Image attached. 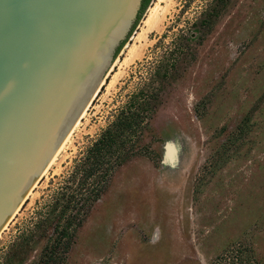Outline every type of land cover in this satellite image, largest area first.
I'll list each match as a JSON object with an SVG mask.
<instances>
[{
	"label": "rangeland",
	"instance_id": "1",
	"mask_svg": "<svg viewBox=\"0 0 264 264\" xmlns=\"http://www.w3.org/2000/svg\"><path fill=\"white\" fill-rule=\"evenodd\" d=\"M158 2L1 238L0 264H264V0H172L149 31ZM149 96L92 205L108 163L71 175Z\"/></svg>",
	"mask_w": 264,
	"mask_h": 264
},
{
	"label": "water",
	"instance_id": "2",
	"mask_svg": "<svg viewBox=\"0 0 264 264\" xmlns=\"http://www.w3.org/2000/svg\"><path fill=\"white\" fill-rule=\"evenodd\" d=\"M141 5L0 0V240L100 91Z\"/></svg>",
	"mask_w": 264,
	"mask_h": 264
},
{
	"label": "trees",
	"instance_id": "3",
	"mask_svg": "<svg viewBox=\"0 0 264 264\" xmlns=\"http://www.w3.org/2000/svg\"><path fill=\"white\" fill-rule=\"evenodd\" d=\"M150 3L151 0H142L137 21L134 24L130 35L135 31ZM128 39L129 36L127 40L124 41L117 49L115 56L116 58L126 45ZM149 101L150 96L139 102V108L137 110H133L132 108H129V110L125 111L123 110L115 122L103 132L100 139H98L88 150L84 162L71 175V180H76L78 175L81 174L84 180L89 177L90 181V178L100 169H105L108 163L109 168L105 169V172L103 173L104 182H101L102 184H100L98 181L94 186L92 183V186L89 190V203L92 205L101 199L103 192L107 188L108 181L112 177V174L116 168V163L121 161L122 157L124 156L122 153L127 150L128 145H131L133 137L140 134L144 120L143 112L149 109ZM131 146L134 148L133 145ZM110 157H114V160L109 161L108 159H110Z\"/></svg>",
	"mask_w": 264,
	"mask_h": 264
},
{
	"label": "bare ground",
	"instance_id": "4",
	"mask_svg": "<svg viewBox=\"0 0 264 264\" xmlns=\"http://www.w3.org/2000/svg\"><path fill=\"white\" fill-rule=\"evenodd\" d=\"M172 0H159L158 2V8L156 7L153 11L152 14L149 15V17L147 18V20L144 21V27L151 31V30H155L159 27V25L162 23V21H164L165 16L168 13L169 10V6ZM161 4V9L159 10V5ZM172 4V3H171ZM166 5V6H163ZM171 9V7H170ZM162 25V24H161ZM90 106V105H89ZM86 112V111H85ZM85 115V113L83 114V116ZM80 121H78V123L76 124L75 128L73 129V131L69 134V136L67 137V139L64 141L63 145L61 146V148L58 151V155L57 158L59 156V154L61 153V151L64 149V147L66 146V144L69 142L74 130L77 128V126L80 124ZM57 160V159H56Z\"/></svg>",
	"mask_w": 264,
	"mask_h": 264
}]
</instances>
